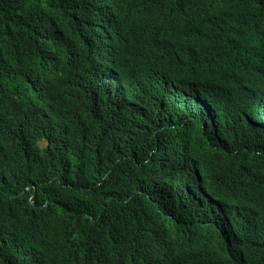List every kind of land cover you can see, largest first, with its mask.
<instances>
[{
    "label": "trees",
    "instance_id": "16d2710c",
    "mask_svg": "<svg viewBox=\"0 0 264 264\" xmlns=\"http://www.w3.org/2000/svg\"><path fill=\"white\" fill-rule=\"evenodd\" d=\"M187 4V23L264 17V0H0V264H141L117 241L142 232L155 264H264V38L254 59L205 53L207 86H150L133 57L188 38Z\"/></svg>",
    "mask_w": 264,
    "mask_h": 264
},
{
    "label": "clouds",
    "instance_id": "9594fccd",
    "mask_svg": "<svg viewBox=\"0 0 264 264\" xmlns=\"http://www.w3.org/2000/svg\"><path fill=\"white\" fill-rule=\"evenodd\" d=\"M187 10L188 4L183 11V20L189 32L188 38L180 42L175 40L169 44L165 43L159 48L158 57L151 55V52L133 56L146 72V83L150 86L163 85L168 88L176 78H181L191 85L207 86L205 53H215L227 48L242 56L253 58L249 56L247 48L255 47L264 38V17H249L245 26H242L238 17L229 24L220 18L193 24L187 23ZM162 21L164 33L173 35V26L169 19L163 17ZM157 237L158 234L142 232L131 244L125 239L121 240L122 238L117 244L133 247L135 252L140 251L144 258L141 264H155L157 262L153 261L154 256L148 251L157 247Z\"/></svg>",
    "mask_w": 264,
    "mask_h": 264
}]
</instances>
